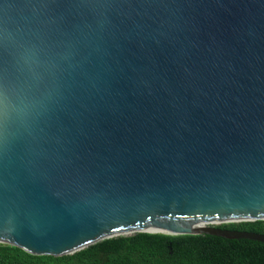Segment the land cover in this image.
I'll return each instance as SVG.
<instances>
[{
    "label": "water",
    "instance_id": "water-1",
    "mask_svg": "<svg viewBox=\"0 0 264 264\" xmlns=\"http://www.w3.org/2000/svg\"><path fill=\"white\" fill-rule=\"evenodd\" d=\"M264 0H0V243L136 232L264 243Z\"/></svg>",
    "mask_w": 264,
    "mask_h": 264
},
{
    "label": "trees",
    "instance_id": "trees-1",
    "mask_svg": "<svg viewBox=\"0 0 264 264\" xmlns=\"http://www.w3.org/2000/svg\"><path fill=\"white\" fill-rule=\"evenodd\" d=\"M217 226L264 233V220ZM0 264H264V243L208 234L136 232L106 238L62 256L34 255L0 243Z\"/></svg>",
    "mask_w": 264,
    "mask_h": 264
}]
</instances>
